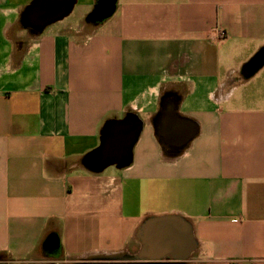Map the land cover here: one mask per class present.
<instances>
[{
	"label": "crops",
	"instance_id": "1",
	"mask_svg": "<svg viewBox=\"0 0 264 264\" xmlns=\"http://www.w3.org/2000/svg\"><path fill=\"white\" fill-rule=\"evenodd\" d=\"M96 3L0 0V264L135 254L170 214L198 242L181 264H264V0ZM130 112L131 163L93 170Z\"/></svg>",
	"mask_w": 264,
	"mask_h": 264
},
{
	"label": "water",
	"instance_id": "2",
	"mask_svg": "<svg viewBox=\"0 0 264 264\" xmlns=\"http://www.w3.org/2000/svg\"><path fill=\"white\" fill-rule=\"evenodd\" d=\"M116 4L117 0H97L91 19L103 21L114 13ZM68 8V2H64L60 9L65 12ZM50 13L56 14L58 11ZM162 114L163 112L159 115ZM142 128L143 120L132 112L122 119L109 122L103 129L101 144L88 156L87 163L95 171H101L109 165H116L118 168L129 165L133 146ZM162 131L157 124L158 137L164 142L165 135ZM189 140L187 138L182 147ZM164 144L169 145L167 141ZM137 237L141 247L135 254L116 255L84 264H181L198 249L192 224L178 214L147 218L138 228Z\"/></svg>",
	"mask_w": 264,
	"mask_h": 264
},
{
	"label": "built area",
	"instance_id": "3",
	"mask_svg": "<svg viewBox=\"0 0 264 264\" xmlns=\"http://www.w3.org/2000/svg\"><path fill=\"white\" fill-rule=\"evenodd\" d=\"M225 36V31H220V35H219V38L221 39V38H223Z\"/></svg>",
	"mask_w": 264,
	"mask_h": 264
},
{
	"label": "rangeland",
	"instance_id": "4",
	"mask_svg": "<svg viewBox=\"0 0 264 264\" xmlns=\"http://www.w3.org/2000/svg\"><path fill=\"white\" fill-rule=\"evenodd\" d=\"M3 259H4V257L0 258V260H3Z\"/></svg>",
	"mask_w": 264,
	"mask_h": 264
},
{
	"label": "trees",
	"instance_id": "5",
	"mask_svg": "<svg viewBox=\"0 0 264 264\" xmlns=\"http://www.w3.org/2000/svg\"><path fill=\"white\" fill-rule=\"evenodd\" d=\"M2 256H0V258H1Z\"/></svg>",
	"mask_w": 264,
	"mask_h": 264
}]
</instances>
